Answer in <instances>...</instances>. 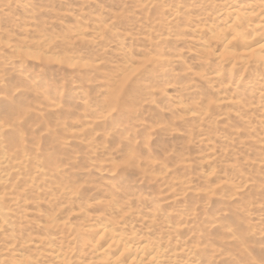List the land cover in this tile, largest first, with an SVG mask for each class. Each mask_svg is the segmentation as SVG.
<instances>
[{
    "label": "rangeland",
    "instance_id": "1",
    "mask_svg": "<svg viewBox=\"0 0 264 264\" xmlns=\"http://www.w3.org/2000/svg\"><path fill=\"white\" fill-rule=\"evenodd\" d=\"M256 9L264 0H0V135L20 126L31 165L10 227L61 246L67 264H100L86 226L116 205L123 237L174 264H264V72L218 56L200 32ZM125 77L141 89L120 107ZM11 102L25 113L13 125L1 113ZM131 154L148 173L126 165ZM87 185L98 189L81 195ZM52 219L72 230L45 229ZM48 244L25 254L54 264Z\"/></svg>",
    "mask_w": 264,
    "mask_h": 264
},
{
    "label": "bare ground",
    "instance_id": "2",
    "mask_svg": "<svg viewBox=\"0 0 264 264\" xmlns=\"http://www.w3.org/2000/svg\"><path fill=\"white\" fill-rule=\"evenodd\" d=\"M250 12L251 13H249V14L243 15L240 12L233 10L228 15L226 14L227 15L226 19H229V22L224 26L222 31H218V32L212 31L214 29H210V27H209L208 29L205 28L204 30L203 29L200 30V32L205 37L208 38L209 43L213 44L215 46V48H217L220 51L218 56H220L222 58H227V59L229 58L231 61H233L235 63V65L241 64V66L246 67L247 69H249V67L251 66L250 68L253 70V68H254L253 65H255L257 67H260L262 69V71L264 72V34H261L262 32L264 33V10L260 11V9H256V10H253ZM93 28H95V27H93ZM99 31H100V29H99ZM259 31L261 33H259ZM203 35H202V37H203ZM98 36H99V34H98ZM17 50L18 49H16V51ZM48 51L50 52V50H48ZM202 51H203V53L206 52L205 49H203ZM158 53H160V52H158ZM24 54L32 56V58L34 57V55H32L31 53L29 54V53L25 52ZM39 57H40V55H39ZM44 58L47 61H52L51 58L50 59L48 57H44ZM168 59H170V58H168ZM55 60L58 61L59 59H55ZM67 61H68V59L66 60V58H64L61 63L65 62L67 64H73L70 61L69 62H67ZM158 61H161V60H158ZM169 61L171 63L173 62L172 60H168V62ZM163 62H165V60L164 61L162 60V63ZM73 65H76V64H73ZM156 65H158V64H156ZM236 71H237V69H236ZM3 72L4 71H2L1 73H3ZM249 72H250V70L246 73H249ZM253 73H255V72H253ZM223 74H224V72L222 73L221 79H224L222 77L226 76V73H225V75H223ZM130 76H131V74H130ZM142 78H144V77L142 76ZM234 79H235V77H234ZM129 80H130L129 77H125L123 80H121L119 85L116 88L115 93H113V95L115 97H112L111 100H113V102L116 105L119 104L120 107H124L129 103L126 101L127 99H125L127 95H130L132 93L134 95L136 94L135 96H137V92L139 91V89H141V87L139 88L140 83H138V85H137V83L136 84L133 83L132 88H130V90H127L126 85H127V82ZM139 93H138L139 98H141L140 97L141 94H139ZM8 94H9V92H8ZM27 96H30V95H27ZM133 98H135V97L133 96ZM135 102H136V100H135ZM137 103H138V101H137ZM5 104L6 103H4V105ZM18 104H19L18 102H17V104H15L14 102H11L9 105H6L3 108L4 111H2L1 113L3 114V117L7 121L8 124L12 123V125H13V122L16 121V118H18L19 115L21 116V115L25 114L19 108H17ZM177 104H179V103H177ZM180 104H182V103H180ZM21 106H22V104H21ZM120 107H118V110ZM133 108H134V106L131 109H133ZM120 110H121V108H120ZM184 112L189 117V115L191 114L192 111L187 112L186 110H184ZM5 120L3 123L6 124ZM155 120H157V118ZM17 127L18 126L15 127V125H13V128L10 129L11 130L10 133L7 134V138H5L6 134H5V136H3V133H2V135H0V147H1V149L4 148L7 151V153L4 155L8 156V157H4V155H3V157L0 159V160H2L0 162V176H1L0 177V264H34L35 259H33V258H31L25 254V252L27 251V248L28 247L30 248L34 241L37 242L38 247H42L45 244H48L47 243L48 242L47 237L35 236V235H34V239L28 240V237H27V239L25 241V238H24L25 233H24L22 226L17 227L16 230L14 231V227H12V226L10 227V224H8V218L9 217L12 220L17 221L18 218L16 217L17 216L16 212L22 213L21 208L27 206L25 204V202L21 203L20 198H19L20 195L17 193V188L19 189L18 185L19 186L22 185L25 181L23 179H25L26 176L21 178L22 173H24V171H26V169L29 168V166H31L29 158H28V156H26V153L24 151V141L25 140L23 139L24 137H23V133L21 131V127L20 126H19V128H17ZM3 132H4V130H3ZM49 140L55 141V139L53 137L48 138V141ZM48 141H47V143H48ZM202 159H204V158H202ZM210 163H206L205 167L209 169ZM126 165H128V167L131 169L137 168L138 171H141L142 174L145 175L146 173H148V166H150L151 164L147 163V165H145L146 167L141 169L142 163L136 159V156L134 154H131V158L127 161ZM54 166H56V164ZM122 166H124V165L122 164ZM202 166H203V164H202ZM119 167H121V165ZM119 167H117V169ZM125 170L126 169H124V171ZM210 170L212 171L213 169H210ZM126 171H128V170H126ZM133 173H134V171H133ZM215 175H216V173H215ZM31 178L34 179V177H31ZM29 186H30V184H26L24 187L28 188ZM89 189L96 191L98 188L97 187H90L87 185V187L85 186V188L81 191V195L87 196V194H89V192H88ZM20 192H23V191H20ZM95 194H96V192H95ZM101 198L102 197L92 200V202H94L93 207L95 209L105 207L103 205L104 201H102ZM109 206H111V205H109ZM108 209H111V208H108ZM68 211H70V210H68ZM68 211H67V209L62 210L61 218ZM110 212L115 214V216L113 214H110V213L107 215L108 218L105 216H98L96 218V220L94 221V223H89L86 226L85 232H86L87 237L89 239L88 246H89V248L93 249V252H94V255L96 258V262H100V264H174L175 263L176 259L175 258L173 259V255L171 258L168 257L170 255H168V256L165 255L164 250L162 248H160L159 246H157L156 244H153V242L139 239L140 241L138 243L133 244L128 239H125L123 237L124 234L121 233V231H119L116 227L118 225V220L123 217V212L119 211V209L117 208L116 205L114 207H112ZM80 213H82V212H80ZM78 215H80V214H78ZM44 227H45V229H48V230L49 229L72 230L71 229L72 226L69 225L68 223H63L62 219H52V220L48 221L44 225ZM184 228H181V229H184ZM179 231H180V229H179ZM17 232H19V233H17ZM75 233H74L75 234L74 236L76 237V239L78 237H80L79 234H77V231ZM30 237H33V235L29 236V238ZM61 249H62L61 246L55 247L52 244H48V249H47L48 251L46 252L45 255L54 264H67L66 258L63 255H61L62 254ZM33 251H36V250H33ZM41 252L42 251H38V255L36 258H38L40 256ZM177 255L176 256L174 255V257H177Z\"/></svg>",
    "mask_w": 264,
    "mask_h": 264
}]
</instances>
